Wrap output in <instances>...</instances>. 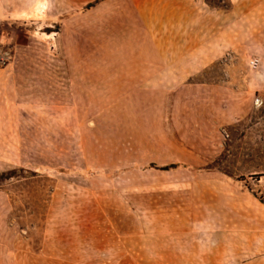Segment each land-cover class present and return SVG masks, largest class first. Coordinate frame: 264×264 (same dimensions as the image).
Instances as JSON below:
<instances>
[{
    "label": "rangeland",
    "instance_id": "374dc122",
    "mask_svg": "<svg viewBox=\"0 0 264 264\" xmlns=\"http://www.w3.org/2000/svg\"><path fill=\"white\" fill-rule=\"evenodd\" d=\"M0 38V264H264V0H0Z\"/></svg>",
    "mask_w": 264,
    "mask_h": 264
},
{
    "label": "built area",
    "instance_id": "2783aa9c",
    "mask_svg": "<svg viewBox=\"0 0 264 264\" xmlns=\"http://www.w3.org/2000/svg\"><path fill=\"white\" fill-rule=\"evenodd\" d=\"M13 60V51L2 38H0V67H6L11 64ZM252 65H257L256 61L251 62Z\"/></svg>",
    "mask_w": 264,
    "mask_h": 264
}]
</instances>
